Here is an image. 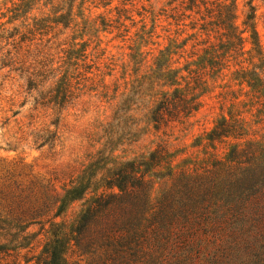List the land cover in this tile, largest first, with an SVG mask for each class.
Returning <instances> with one entry per match:
<instances>
[{
  "label": "trees",
  "instance_id": "trees-1",
  "mask_svg": "<svg viewBox=\"0 0 264 264\" xmlns=\"http://www.w3.org/2000/svg\"><path fill=\"white\" fill-rule=\"evenodd\" d=\"M32 1L22 0L14 12ZM47 1H56L49 14L35 16L24 32L15 28L8 37L0 36L11 40L14 49L0 64L1 70L11 68L25 77L27 91L37 95V105L58 111L78 99L77 93L87 84L91 86L94 64L86 43H76V39L63 43L57 38L62 34L59 27L67 29L72 24L76 0ZM89 1L96 2L83 0L78 8ZM99 4L108 7L112 2ZM206 11L199 19L200 28L195 25L193 30L202 36L216 34L217 41L195 43L188 53L189 40L179 44L178 39H171L135 83L138 94L151 100L149 120L156 129L194 116L203 96L218 81L234 83L240 91L231 100L236 103L204 138L213 154L186 161L178 173H171L173 183L155 204L150 201L148 177L153 168L171 163L173 156L166 149L159 147L143 161L130 160L111 169L99 156L70 181L60 201L58 213L69 203L85 201L74 227L67 231L53 225L52 238L32 258L35 264H76L73 255L87 264H264V135L258 134L264 131V49L254 16L240 27L235 4L219 3ZM113 24L112 20L101 22L104 31ZM154 30L146 33L147 38ZM245 34L249 37L244 38ZM200 45L203 48L198 49ZM139 57L138 52L131 55L137 67L142 63ZM133 72L139 75V69ZM104 91L101 98L107 97ZM128 102L120 104L104 129L107 138L119 132L130 136L126 124L116 131L125 117L121 113L129 110ZM239 107L242 110L232 111ZM48 132L44 144L56 138ZM222 145L223 152L218 147ZM16 206L4 208L14 218L18 236L44 214L38 200L29 209ZM16 239L0 241L1 259L26 248L30 237L21 236L20 243Z\"/></svg>",
  "mask_w": 264,
  "mask_h": 264
},
{
  "label": "rangeland",
  "instance_id": "rangeland-1",
  "mask_svg": "<svg viewBox=\"0 0 264 264\" xmlns=\"http://www.w3.org/2000/svg\"><path fill=\"white\" fill-rule=\"evenodd\" d=\"M82 1H75L74 20L67 29L59 27L62 34L57 38L63 43L76 39V43L88 45L89 60L94 64L90 75L93 81L91 86L87 84L84 91L77 93L79 98L64 110L37 105L34 100L37 95L29 94L25 77L11 68L1 70L0 64V241L13 242L17 238L15 243H20L21 236L30 237L26 248L11 252L10 257H0V264H35L32 258L38 256L52 238L53 225H62L67 231L74 227L85 201L69 203L58 213L60 201L66 196L70 181L99 156L106 159V168L111 169L122 162L143 161L159 147L166 149L173 156L171 163L149 172V196L155 204L173 183L171 173L177 172L186 161L205 159L213 154L204 138L223 116H228L232 103H236L231 100H234L233 95H240V91L234 83L218 81L203 96L202 107L194 116L161 129H156L149 120L151 100L138 94L135 83L171 39H178L179 44L189 40L188 53L195 43L217 41L216 34L202 36L198 30H193L195 25L200 28L199 19L207 14V9L219 3L235 4L240 27L247 17L254 16L264 49V0H194L193 4L191 0H96L95 3L85 2L79 9ZM100 2L112 4L105 7ZM21 3L22 0H0V36L8 37L15 28L24 32L23 27L32 23L35 16L49 14L56 5V1L49 4L51 1L35 0L21 12H14ZM119 17L122 18L116 23ZM104 19L114 22L106 31L101 26ZM152 29H155L154 34L149 39L146 33ZM11 44V40L0 39V60L7 52L14 53ZM246 49H250L247 42ZM137 52L142 62L139 67L131 59ZM135 69H139L138 76L134 75ZM103 87L108 89L104 91ZM103 91L107 93L105 98H101ZM125 99H130L126 106L129 110L121 113L125 117L121 118L116 131H121L126 124L131 134L122 137L119 132L107 138L104 129ZM237 109L242 110L239 107L232 111ZM48 131L55 133L56 138L44 144ZM258 132L264 135V131ZM218 147L223 152L224 146ZM35 200L43 207L44 216L26 226L23 234L15 236L19 230L4 207H17V204L29 209L35 206ZM72 261L87 264L77 255L72 256Z\"/></svg>",
  "mask_w": 264,
  "mask_h": 264
}]
</instances>
